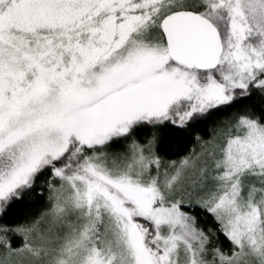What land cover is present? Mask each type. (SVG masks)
<instances>
[{
    "label": "snow or ice",
    "instance_id": "1",
    "mask_svg": "<svg viewBox=\"0 0 264 264\" xmlns=\"http://www.w3.org/2000/svg\"><path fill=\"white\" fill-rule=\"evenodd\" d=\"M0 264H264V0H0Z\"/></svg>",
    "mask_w": 264,
    "mask_h": 264
}]
</instances>
